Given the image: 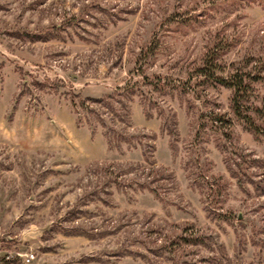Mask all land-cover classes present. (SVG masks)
<instances>
[{
  "label": "rangeland",
  "instance_id": "1",
  "mask_svg": "<svg viewBox=\"0 0 264 264\" xmlns=\"http://www.w3.org/2000/svg\"><path fill=\"white\" fill-rule=\"evenodd\" d=\"M0 264H264V0H0Z\"/></svg>",
  "mask_w": 264,
  "mask_h": 264
},
{
  "label": "trees",
  "instance_id": "2",
  "mask_svg": "<svg viewBox=\"0 0 264 264\" xmlns=\"http://www.w3.org/2000/svg\"><path fill=\"white\" fill-rule=\"evenodd\" d=\"M213 61H214V57H212L210 60H208L207 63H206V65H205V66L202 68V70H200V71H206V72H207V69H206V68L208 67L209 69H211V71L207 72V73H208L207 75H209L208 78H212L213 80H216V81L221 82V83H225V84H227V85L236 86L237 88H240V87H241V85H242V81H241V80L237 81V79H234V80L232 79L231 81H227V80H225L224 78H221V77H219V76H215L214 72L212 73V71H213V70L215 69V67H216L215 64L213 63ZM122 89H123V90H126L129 94H131L130 97L133 96L132 92H129V91H128V87H127V85H126L125 87H123ZM238 91H239V90H238ZM123 94H124V93H122V95H123ZM238 95H239V93L236 94V96H238ZM111 98H113V95H109V96H107V97H105V98H98V99L93 100V101H98V104L101 105V107H105V106H106V103L109 102V101H107L106 99H111ZM109 112H110L111 114H115V115L117 116L118 119H119V117L121 116V113L119 112V109H116L114 113H113V110H110ZM148 164H149V163H148ZM149 165L152 166L153 163L150 162ZM149 175H150V173H149ZM143 187H147V188H149L147 185H145V186H143ZM150 189H152L153 191H156V190H157L156 188H153V187H150ZM183 239L186 240L184 237H183Z\"/></svg>",
  "mask_w": 264,
  "mask_h": 264
},
{
  "label": "built area",
  "instance_id": "3",
  "mask_svg": "<svg viewBox=\"0 0 264 264\" xmlns=\"http://www.w3.org/2000/svg\"><path fill=\"white\" fill-rule=\"evenodd\" d=\"M33 258H34V255L32 253L31 254H26L27 262H30Z\"/></svg>",
  "mask_w": 264,
  "mask_h": 264
}]
</instances>
